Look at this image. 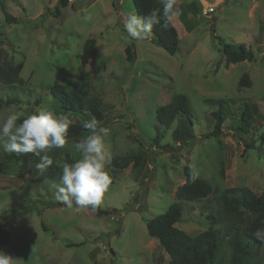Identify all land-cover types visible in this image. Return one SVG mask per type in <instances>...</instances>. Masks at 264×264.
<instances>
[{
    "label": "rangeland",
    "instance_id": "374dc122",
    "mask_svg": "<svg viewBox=\"0 0 264 264\" xmlns=\"http://www.w3.org/2000/svg\"><path fill=\"white\" fill-rule=\"evenodd\" d=\"M57 1L0 0V65L21 66L19 83L7 86L0 79V100L21 102L0 105V120L13 111L23 119L40 107L56 112L50 88H78L88 75V95L101 101L100 124L109 129L111 184L99 207L115 213L76 212L55 199L49 183L36 190L26 171L0 174V226L10 236L2 252L16 264H168V254L147 235L145 224L178 201L176 191L187 175L197 174L214 189L205 200L181 202L183 216L175 228L189 236L219 226L208 217L223 190L264 191V145L245 148L264 130V0H177L182 13L172 18L179 38L173 56L149 40L128 37L124 24L134 11L131 0H67L56 17ZM209 8L213 11L206 13ZM5 15L17 23L6 24ZM90 39L94 56L81 64L82 47ZM226 43L244 45L254 62L226 65ZM130 45L132 63L125 58ZM243 75L250 84L239 90ZM177 94L188 99L194 114L191 141L173 140L171 132L181 121L164 130L155 120L156 109ZM213 100L228 101L231 116L222 136L211 139L206 137L213 124L204 103ZM243 101L254 105L256 120L249 135L233 136L231 119ZM70 117L80 124L91 118L87 113ZM156 135L160 147H169L153 145Z\"/></svg>",
    "mask_w": 264,
    "mask_h": 264
},
{
    "label": "trees",
    "instance_id": "16d2710c",
    "mask_svg": "<svg viewBox=\"0 0 264 264\" xmlns=\"http://www.w3.org/2000/svg\"><path fill=\"white\" fill-rule=\"evenodd\" d=\"M134 11L140 16L148 14L152 9L162 8L160 0H131ZM67 0H58L55 7V16L60 15V8L67 6ZM6 24L17 23L16 19L5 15ZM214 37V36H213ZM216 39V37H214ZM178 34L171 21L164 26L162 21L152 29L151 43L158 46L169 56L178 52ZM218 43L222 44L219 39ZM95 40L86 41L82 47L80 56L81 64L94 56ZM132 45L125 48V58L132 63L134 55ZM223 57L226 65L240 62L252 63L255 60L254 53L242 44H223ZM21 66L13 67L11 63L0 65V79L7 86L20 82L19 75ZM248 76L243 75L237 83L240 90L243 86L249 87ZM88 75L80 78L78 88H67L54 85L50 88V94L57 114H69L76 116L88 114L102 122L103 106L100 100L91 98L87 92ZM19 99L7 98L0 100V105L20 104ZM38 104V102H35ZM210 112L213 124L212 131L206 138H218L222 136L227 117L231 116L230 103L228 101H206L204 103ZM257 110L249 102H241L237 110V117H232L233 127L230 132L233 136L249 135L254 126ZM189 107L188 99L183 95H174L172 102L161 106L155 111V120L164 130L171 129L172 125L181 121L180 125L172 130L173 140H193V127L195 119ZM180 119V120H178ZM87 133L80 123H73L69 128V142L62 149H52L36 156L32 153L17 154L7 153L0 147V174L10 176L20 175L26 171L29 182L35 185V189L45 190L49 181L57 180L61 173L63 163H73L81 154L75 150L74 142L84 137ZM158 135L152 140L157 148H166L167 145H159ZM257 144V145H256ZM264 145V130L259 132V139H251L245 148L254 150ZM49 156L53 163L40 174L36 164L41 162L43 156ZM140 160V159H139ZM138 160V161H139ZM116 166L115 163H113ZM139 167V162L134 168ZM214 194V189L209 182L203 179H192L187 175L185 183L176 191L177 202L171 204L164 213L154 217L145 224L146 233L150 238L158 241L160 247L168 254V264H263L264 263V239H258L255 235L257 230H264V191L256 195L247 188H229L223 190L216 197L215 208L209 214V219L218 227L210 228L200 234L189 236L175 228L183 216L182 201L198 202L207 199ZM50 204L49 207H53ZM87 210H92L88 208ZM97 216H105L115 213V210L101 209L99 205L92 210ZM41 229L47 231L41 224ZM10 243V236L0 226V251H3Z\"/></svg>",
    "mask_w": 264,
    "mask_h": 264
},
{
    "label": "clouds",
    "instance_id": "9594fccd",
    "mask_svg": "<svg viewBox=\"0 0 264 264\" xmlns=\"http://www.w3.org/2000/svg\"><path fill=\"white\" fill-rule=\"evenodd\" d=\"M162 8L152 9L140 16L131 11L126 16L124 29L132 40L147 41L152 38V29L156 25L168 22L182 13L177 0H162ZM85 16L84 19H90ZM22 114L10 112L0 120V147L4 152L39 156L52 149H62L69 142V128L73 119L69 114H57L48 107H40L34 114L21 119ZM82 126L87 133L74 142V148L81 159L69 164L63 163L58 181H49L57 201L76 212L91 208L95 210L108 191L111 179L107 171L110 157L106 153L105 137L109 129L101 126L95 118L83 120ZM53 160L45 155L36 169L43 174ZM197 174L192 175L196 179ZM258 239H264V230L255 233ZM17 260L0 251V264H16Z\"/></svg>",
    "mask_w": 264,
    "mask_h": 264
},
{
    "label": "built area",
    "instance_id": "2783aa9c",
    "mask_svg": "<svg viewBox=\"0 0 264 264\" xmlns=\"http://www.w3.org/2000/svg\"><path fill=\"white\" fill-rule=\"evenodd\" d=\"M213 10L211 9V8H209V9H207L206 10V13L208 12V13H211Z\"/></svg>",
    "mask_w": 264,
    "mask_h": 264
},
{
    "label": "crops",
    "instance_id": "0c3cea01",
    "mask_svg": "<svg viewBox=\"0 0 264 264\" xmlns=\"http://www.w3.org/2000/svg\"><path fill=\"white\" fill-rule=\"evenodd\" d=\"M170 21H171V23H172V19H171Z\"/></svg>",
    "mask_w": 264,
    "mask_h": 264
}]
</instances>
